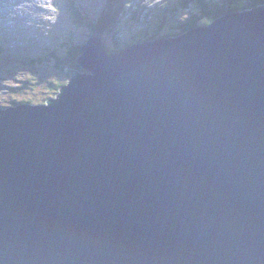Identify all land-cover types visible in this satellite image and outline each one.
I'll return each mask as SVG.
<instances>
[{
	"label": "water",
	"instance_id": "water-1",
	"mask_svg": "<svg viewBox=\"0 0 264 264\" xmlns=\"http://www.w3.org/2000/svg\"><path fill=\"white\" fill-rule=\"evenodd\" d=\"M104 44L0 107V264H264V4Z\"/></svg>",
	"mask_w": 264,
	"mask_h": 264
},
{
	"label": "rangeland",
	"instance_id": "rangeland-1",
	"mask_svg": "<svg viewBox=\"0 0 264 264\" xmlns=\"http://www.w3.org/2000/svg\"><path fill=\"white\" fill-rule=\"evenodd\" d=\"M107 1L0 0V107H10L13 102L24 104L21 100L27 104H44L54 97L55 90L50 84L52 81L66 84L68 75L52 67L45 54L48 51L65 54L70 45L81 46L90 36L87 23L100 16ZM135 1L133 7L128 5L120 10L118 31L102 37L107 49L115 47L114 40L122 48L133 44L128 43L134 38L135 29L151 20L161 4V0ZM75 10L84 23H76ZM189 13L181 10L179 17L185 19ZM131 14L134 27L129 26ZM34 58L41 59L39 64L31 63Z\"/></svg>",
	"mask_w": 264,
	"mask_h": 264
},
{
	"label": "trees",
	"instance_id": "trees-1",
	"mask_svg": "<svg viewBox=\"0 0 264 264\" xmlns=\"http://www.w3.org/2000/svg\"><path fill=\"white\" fill-rule=\"evenodd\" d=\"M135 0H108L101 11L100 16L91 22H88L87 28L90 34L98 32L101 35H114L117 29V21L121 9L133 7ZM264 4V0H161L160 8L154 10L151 20H146L144 24L135 29L133 39L128 43L146 42L161 38H173L179 36L189 29L201 27L211 24L213 21L229 13H237L241 11L251 10L257 5ZM181 10L189 11V15L184 18L179 17ZM77 14L76 23H80L83 18ZM135 14V12L133 13ZM133 14H131V22L129 26L136 25ZM84 23V21H82ZM105 24V26H103ZM112 27V29H110ZM134 27V26H133ZM115 31V32H114ZM132 38V36H131ZM115 47L113 50L119 51V47L114 40ZM127 44L125 45V47ZM123 46V48H125ZM80 54V46L70 45L65 54H58L56 51H48L45 56L46 60L52 63V67L59 69L58 71L66 73L68 69H79L75 60ZM44 56H41L43 59ZM41 59H33L35 64H39ZM51 83V82H50ZM62 83L52 81L50 88L58 92ZM24 103L26 100H21ZM15 105L14 102L12 106Z\"/></svg>",
	"mask_w": 264,
	"mask_h": 264
}]
</instances>
